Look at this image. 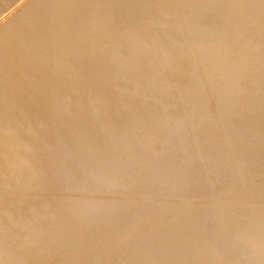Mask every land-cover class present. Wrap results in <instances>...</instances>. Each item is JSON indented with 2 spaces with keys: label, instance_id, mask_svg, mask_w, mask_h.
Segmentation results:
<instances>
[{
  "label": "bare ground",
  "instance_id": "bare-ground-1",
  "mask_svg": "<svg viewBox=\"0 0 264 264\" xmlns=\"http://www.w3.org/2000/svg\"><path fill=\"white\" fill-rule=\"evenodd\" d=\"M0 264H264V0H0Z\"/></svg>",
  "mask_w": 264,
  "mask_h": 264
},
{
  "label": "rangeland",
  "instance_id": "rangeland-1",
  "mask_svg": "<svg viewBox=\"0 0 264 264\" xmlns=\"http://www.w3.org/2000/svg\"><path fill=\"white\" fill-rule=\"evenodd\" d=\"M79 226H81V224H80ZM91 236H92V239H91L90 242H92V241H94V240H96V239H100V237L105 236V234H101V233L98 232V233H96V234H92ZM120 248H121V247L118 246V247H116L115 249H120Z\"/></svg>",
  "mask_w": 264,
  "mask_h": 264
}]
</instances>
